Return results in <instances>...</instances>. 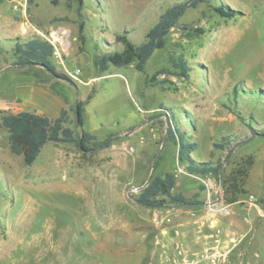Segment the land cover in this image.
I'll return each instance as SVG.
<instances>
[{
    "label": "rangeland",
    "instance_id": "1",
    "mask_svg": "<svg viewBox=\"0 0 264 264\" xmlns=\"http://www.w3.org/2000/svg\"><path fill=\"white\" fill-rule=\"evenodd\" d=\"M30 1L0 0L2 262L38 264L30 242L45 232L54 245L47 258L52 264L168 262L170 230L179 229L173 213L187 210L196 219L198 245L189 253L213 245L207 226L212 219L225 244L233 239L223 264H264V201L257 200L264 192V0H202L169 31L144 73L135 63L99 71L94 60L121 50L115 36L124 32L140 45L167 8L186 0H84L82 20L76 0ZM219 6L233 11V17H221L215 12ZM25 18L40 34L20 33ZM46 38L57 53L51 62L58 72L79 71L72 84L39 66L15 65V42ZM180 57L190 68L188 80L170 63ZM76 101L83 102V130L97 140L115 137L109 148L82 153L74 144L49 142L31 166L11 153L2 116L28 111L56 119L63 111L64 126L79 135ZM167 121L194 144L191 158L221 163L218 176L186 172L174 142L166 138L163 144ZM158 153L151 179L170 174L171 194H182L189 205L180 207L163 196L154 207L137 203ZM249 156L253 166L244 193L228 205L223 179ZM208 203L220 211L206 216ZM230 216L245 226L242 232L221 225ZM158 219L168 235L166 247L154 248Z\"/></svg>",
    "mask_w": 264,
    "mask_h": 264
},
{
    "label": "trees",
    "instance_id": "2",
    "mask_svg": "<svg viewBox=\"0 0 264 264\" xmlns=\"http://www.w3.org/2000/svg\"><path fill=\"white\" fill-rule=\"evenodd\" d=\"M19 1V0H9ZM202 0H186L173 4L167 8L158 18L156 24L149 29L145 35V40L140 45L136 46L128 38L126 32L116 35L115 42L122 45V49L108 54L98 56L94 60V64L99 71H105L109 65L117 68L130 66L135 63V69L138 72L144 73V66L155 50L162 49L165 38L169 31L177 26L179 19L188 9H195ZM29 2H31L29 0ZM77 14L82 20V8L84 0H76ZM221 17H233V11L219 6L215 8ZM83 24H79V32L82 31ZM81 41L82 38L80 37ZM12 52L16 57L15 65L19 67L39 66L48 75L55 79L73 83V81L65 74L58 72L51 62L54 54V48L46 41L39 39H30L25 42L17 41L14 43ZM172 66L178 70V76L188 80L190 68L182 57L175 60L170 58ZM155 76L153 77V79ZM147 79L144 83H148ZM91 98L87 96L86 102ZM82 112L83 102H78L77 111L74 107L75 123L77 113V123L80 128L77 135L69 127L64 126L63 111L58 118L53 119L44 115L21 111L15 114H8L1 117V123L8 131V145L11 153L22 156L23 164L31 166L39 155L42 147L46 143H64L74 144L82 153H94L102 149L109 148L112 145L115 137L108 136L104 140H97L96 137L82 129ZM264 135V132H263ZM167 139L172 140L177 146V159L185 165L186 172L190 175H215L218 176L221 168V163L216 162H198L191 158L189 154L195 151L194 144L188 142V137L185 132H180L177 128H171L169 125L167 130ZM158 156L155 162V169L158 167ZM253 166V157L249 156L243 161V164L233 169L224 179L223 185L226 187L225 203L233 204L237 202L238 195L244 193L243 185L248 173ZM174 188V179L170 174L163 176H155L149 184L141 191L137 202L144 205H153L157 203L156 198L163 196L169 199L172 204L178 206H187L190 201L182 194H171Z\"/></svg>",
    "mask_w": 264,
    "mask_h": 264
},
{
    "label": "built area",
    "instance_id": "3",
    "mask_svg": "<svg viewBox=\"0 0 264 264\" xmlns=\"http://www.w3.org/2000/svg\"><path fill=\"white\" fill-rule=\"evenodd\" d=\"M29 32L40 34L38 28L28 21L27 18H25V22L21 28V34L26 35ZM46 41L53 45V42L49 38H46ZM54 54L57 53L54 51ZM78 73V70L73 73L66 72V76L72 81H76ZM130 150L132 151V149ZM208 205L209 207L207 209L206 216L212 215L211 213H216L217 210L220 211V209H216V205L213 203H208ZM221 210L227 211V207H224ZM190 215L193 217L199 216L195 212H190ZM206 219H208V217ZM207 223L208 228L212 231L209 236L213 243L212 246L205 247L200 253H189L184 243L180 240V230L177 227H173L170 230L171 244L169 247H167L171 250L172 258L168 262H160L159 264H223L228 252L230 251L228 248L229 243L233 241V239H229V243L225 244L224 242L227 241L223 240L221 231L217 229L215 221L210 219L207 220ZM156 224L159 234L156 237V240L153 242L154 248H157L159 245L166 247L165 243L163 242V238L168 235V228L162 227L161 221L159 219L157 220ZM203 225H205V223H203ZM148 264H153V262H149Z\"/></svg>",
    "mask_w": 264,
    "mask_h": 264
},
{
    "label": "crops",
    "instance_id": "4",
    "mask_svg": "<svg viewBox=\"0 0 264 264\" xmlns=\"http://www.w3.org/2000/svg\"><path fill=\"white\" fill-rule=\"evenodd\" d=\"M13 2V1H12ZM22 28V27H21ZM21 33V30H20ZM71 104L67 103V107H70ZM62 108H65V104L61 105ZM60 109V108H59ZM58 109V112H59ZM21 112V111H19ZM57 112V113H58ZM38 114V113H36ZM42 115V114H40ZM56 116V115H53ZM91 134V133H90ZM194 159V158H193ZM199 162V161H198ZM257 200L260 202L264 201V192H262L260 194V196L257 197ZM233 204H228V205H234ZM173 215L175 216V221H174V225H178L179 230L181 232V239L184 242L186 248L188 250L190 249H195L198 248V245H196V240H195V231L194 228L192 227V224L194 223L195 219L194 218H190L189 215L187 214V210L183 211H175L173 213ZM198 221H200V219H197ZM221 225L224 228H233L236 229L239 232H242L244 229V225L238 224V222L236 221V219L232 216H230V218H222L220 221ZM33 243V248H35V250H37V262L36 263H40V264H52L51 262H47V258H48V254L51 253L53 251V241H52V236L48 235V232L43 233L42 235H39L37 237V239L35 238L33 240V242L31 241L30 244L32 245ZM5 239H2L1 243H0V264H5L6 262H2V260L4 259V254H3V250L5 249ZM46 262H43V261Z\"/></svg>",
    "mask_w": 264,
    "mask_h": 264
},
{
    "label": "water",
    "instance_id": "5",
    "mask_svg": "<svg viewBox=\"0 0 264 264\" xmlns=\"http://www.w3.org/2000/svg\"><path fill=\"white\" fill-rule=\"evenodd\" d=\"M77 103H78V102L76 101V103H75V110H76V111H77ZM77 121H78V119H77V113H76V127H78V123H77ZM168 127H169V125H168V121H167V128H166L165 136H164V138H163V144H164V142H165V140H166V138H167V130H168ZM75 133H76V131H75ZM163 144H162V146H163ZM158 156H159V153L155 156V158H154L153 161H152L150 175H149V177H148V179H147V181H146V183H145V186L148 185V183H149V181H150V179H151V176H152V174H153V172H154V170H155V162H156ZM145 186H144V187H145ZM137 203H139V202H137ZM139 204H140V205H144V204H142V203H139ZM144 206L154 207L153 205H144ZM159 207H163V206H159Z\"/></svg>",
    "mask_w": 264,
    "mask_h": 264
}]
</instances>
